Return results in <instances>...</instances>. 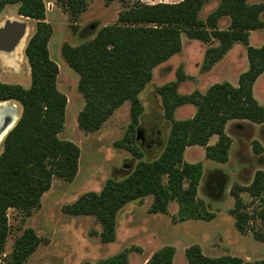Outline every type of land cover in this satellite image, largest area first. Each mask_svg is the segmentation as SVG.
Segmentation results:
<instances>
[{"label":"trees","instance_id":"obj_1","mask_svg":"<svg viewBox=\"0 0 264 264\" xmlns=\"http://www.w3.org/2000/svg\"><path fill=\"white\" fill-rule=\"evenodd\" d=\"M59 1L78 13L85 0ZM207 1L133 0L119 11L114 23L100 27L91 38L76 45L62 44L63 56L79 74L78 90L85 99L78 113L81 129L85 132L100 129L125 101L131 103L130 124L116 143L130 150L139 161L125 177H109L100 191H85L62 206L71 215H94L102 225L99 235L103 242L115 240L119 210L129 201L149 194L153 195L150 211L167 212L169 202L176 200L178 220L213 218L215 213L209 212L198 197L203 163L185 160V148L204 145L207 157L225 162L232 141L225 130L227 122L233 118L264 122V105L254 95V84L264 72V42L261 45L250 42L251 31L264 27V0H220L203 19L200 12ZM8 4H18L17 12L35 19L36 28L25 46L31 68L30 86L0 80V101L14 99L22 106L0 152V256L10 232L8 209L13 207L26 215L32 214L55 177L74 180L81 155L76 142L59 136L65 127L68 98L58 87L59 65L50 55L49 41L54 29L47 20L46 3L0 0V13ZM224 16L230 17V23L222 28L219 21ZM183 33L204 42L218 40L206 48L203 70H209L236 42L246 45L249 65L241 72L238 85L228 80L216 81L204 92L195 89L190 93L178 91L179 82L188 77L180 65L177 79L157 88L164 116L171 122L166 144L158 157L145 160L137 140L144 110L139 94L152 79L153 69L182 50ZM184 103L195 104L196 112L188 118H175L176 107ZM213 134H218L219 140L209 144ZM253 145L257 152L263 150L259 141L255 140ZM245 191L251 200L243 197ZM230 192L234 197L230 212L237 229L243 233L250 231L256 239L264 241V169L256 170L248 184L234 182ZM255 217L260 227L251 224ZM42 240L32 226L26 227L14 241L8 264H24ZM129 251L130 248H124L103 263L129 264ZM175 252L174 245H164L146 264H172ZM185 255L189 264H264V258L248 263L239 256H210L198 243L187 246Z\"/></svg>","mask_w":264,"mask_h":264},{"label":"rangeland","instance_id":"obj_2","mask_svg":"<svg viewBox=\"0 0 264 264\" xmlns=\"http://www.w3.org/2000/svg\"><path fill=\"white\" fill-rule=\"evenodd\" d=\"M53 1L54 8L50 10L48 7V14H46L55 28L50 41V49L53 59L60 65L59 88L69 98L65 129L60 137L70 139L81 147L79 171L72 181L55 177L51 188L44 193L41 204L33 209L32 214L26 215L24 211L13 207L8 209L10 232L4 253L0 256V264H8L16 237L28 226H32L43 240L24 264H103L104 258L114 255L124 248H130V251L134 252L132 264H145L147 257L145 254L153 252L154 244L163 238H168V235H172L173 238L169 244L178 247L177 261L180 264H184V262L188 264L185 249L193 243L212 246L214 249L216 248V253L220 254L229 251L236 256H249L253 259L264 258V241L256 239L250 231L247 233L251 234L247 235L240 233L236 228L235 219L230 214V208L234 205V197L231 192L228 191L224 196H221L217 190L218 187L222 188L224 185L220 179L222 170L213 171L210 183L208 180L211 174L208 173L206 181L203 186L201 185L202 189L200 187V194L206 199L207 194L212 190L211 185L214 187L211 193L214 197L209 194L210 203H212V208L209 210L218 212V217L214 221L178 220L177 213H172L177 210L175 203L171 204L167 214L150 212L145 203L138 204L137 200H133L118 212V238L115 241L104 243L99 235L102 225L94 215H71L63 211L64 204L72 202L85 191H100L107 178L123 177L127 172L126 169L137 162L131 157L130 150L116 143L124 137L130 124V101L127 100L121 105V108L116 110L102 128L85 132L78 126V113L84 103V97L77 86L79 75L62 54L64 42L76 45L91 38L100 27L114 23L119 11L125 6H129L133 0H85L84 8L78 13L72 7L65 8L59 0ZM141 1L154 3L178 0ZM219 2L220 0H208L201 9L200 17L206 19ZM17 8L18 4H8L0 13V22L11 17L27 23L29 26L27 39H29L35 31L36 20L19 14ZM262 17L264 19V13ZM229 23V16H224L219 21L222 28L227 27ZM263 40L264 27L252 31L251 44L257 45ZM217 42L218 40L215 38L204 42L183 33L182 50L155 68L154 78L142 93L141 99L147 107L141 120L140 129V135H149L146 147L152 142L158 145L161 140L165 141L170 131V123L165 122L162 115L163 105L162 101L158 99L157 88L160 84L169 81L170 78H175V72L180 65L183 68L185 66L186 70L193 74L192 79H189L190 83L194 84V88L201 90H205L217 80L235 79L248 68L247 47L238 42L210 70H203L202 62L206 48ZM0 66L1 81L20 83L25 87L30 86L31 68L25 54V47L23 51L21 50L15 55L12 52L5 54L0 50ZM261 78L257 83L256 93L259 97L264 98V77ZM10 101L18 105L20 116L21 104L14 99ZM155 129H160L162 135H159L158 132L155 133ZM138 146L143 148L140 143ZM1 150L2 143L0 152ZM153 157H155L154 154L144 155L146 160H151ZM216 164V161H211L207 166L217 169ZM223 169L237 172L239 166L234 160L231 164L225 165ZM150 198L152 195L147 196L146 202ZM249 200H251L250 196L246 201ZM173 204L175 205L173 206ZM250 210H253V207H250ZM251 224L260 227L257 217L251 219ZM164 235L165 237H162ZM215 245H219V248Z\"/></svg>","mask_w":264,"mask_h":264},{"label":"crops","instance_id":"obj_3","mask_svg":"<svg viewBox=\"0 0 264 264\" xmlns=\"http://www.w3.org/2000/svg\"><path fill=\"white\" fill-rule=\"evenodd\" d=\"M45 1V3H46V7H47V11H46V14H48V10L50 9V10H52L53 8H54V6H55V3H54V1L53 0H48V1H46V0H44ZM48 7H49V9H48ZM47 20L48 21H50L49 20V18H48V16H47ZM51 23H52V25H53V22L52 21H50ZM53 29H54V31H55V28H54V26H53ZM256 30V29H255ZM252 31H254V30H252ZM252 31H251V33H252ZM53 34H54V32H53ZM53 36V35H52ZM51 39H52V37H51ZM51 39H50V41H51ZM196 39V38H195ZM50 41H49V49H50ZM250 42H251V34H250ZM264 42V40L261 42V43H259V44H257V45H261L262 43ZM218 43V42H217ZM216 43V44H217ZM242 43V42H241ZM238 44V42H236L234 45H233V47L231 48V49H233L236 45ZM231 49L228 51V52H230L231 51ZM227 52V53H228ZM226 53V54H227ZM63 54V53H62ZM225 54V55H226ZM50 55H51V57H52V53H51V49H50ZM224 55V56H225ZM223 56V57H224ZM53 58V57H52ZM222 59V58H221ZM220 59V60H221ZM219 60V61H220ZM57 62V61H56ZM165 62V61H164ZM164 62H162V63H160V64H158V65H162ZM58 63V62H57ZM217 63V62H216ZM215 63V64H216ZM214 64V65H215ZM58 65H59V63H58ZM70 65V64H69ZM157 65V66H158ZM213 65V66H214ZM71 66V65H70ZM156 66V67H157ZM212 66V67H213ZM155 67V68H156ZM211 67V68H212ZM155 68L153 69V77H152V79L154 78V73H155ZM210 68V69H211ZM184 71H185V73L187 74V78H185V79H183V80H181L180 82H179V85H178V91L180 92V93H190V92H192V91H194L195 89H199V90H201L200 88H194V84H192V83H190V80L189 79H192V75L193 74H191V73H189L187 70H186V67L184 66ZM209 69V70H210ZM247 69V68H246ZM245 69V70H246ZM243 72V71H242ZM78 73V72H77ZM59 74H60V65H59ZM59 74H58V77H59ZM241 74V73H240ZM79 75V74H78ZM240 76V75H239ZM239 76L238 77H236L235 79H225V80H228V81H230L231 83H233L234 85H238V83H239ZM261 77H264V72L258 77V79L256 80V82H255V84H254V95H255V97L258 99V101L261 103V104H263L264 105V98L262 97H259L258 95H257V93H256V88H257V83H258V81L260 80V79H262ZM152 79L147 83V85L145 86V88L140 92V94H139V96H140V99H142V93L144 92V90L147 88V86L149 85V83L152 81ZM177 79V70H176V72H175V78H170L169 79V81H172V80H176ZM167 81V80H166ZM169 81H167V82H169ZM217 81H224V80H217ZM167 82H164V83H167ZM216 82V81H215ZM163 83V84H164ZM187 83H189V84H187ZM214 83V82H213ZM57 84H58V87H59V83H58V78H57ZM78 84V83H77ZM160 85H162V84H160ZM159 85V86H160ZM211 85V84H210ZM209 85V86H210ZM78 86V85H77ZM208 86V87H209ZM207 87V88H208ZM206 88V89H207ZM60 89V88H59ZM205 89V90H206ZM205 90H201V91H205ZM62 91V90H61ZM158 91V90H157ZM65 93V92H64ZM81 93V92H80ZM66 94V93H65ZM82 94V93H81ZM67 98H68V96H67ZM158 99H160L161 101H162V105H163V112H162V115H163V117H164V119H165V122L166 121H168V123H170V126H171V122H170V120L169 119H167L165 116H164V104H163V100H162V96H161V94L159 93V91H158ZM142 101V100H141ZM126 102V101H125ZM124 102V103H125ZM123 103V104H124ZM69 104V98H68V102H67V105ZM84 104H85V99H84V103H83V106H84ZM122 104V105H123ZM143 104V107H144V110H143V113L141 114V116H140V121H139V125H138V132H140L141 133V131H140V129H141V120H142V118H143V116L145 115V113H146V105L144 104V103H142ZM67 105H66V111H67ZM193 105H195V104H193V103H184V104H181V105H178L177 107H176V109H175V112H174V116H175V118H177V119H181V118H188V117H191V116H193L194 115V113L196 112V109H197V107H196V105H195V107H193ZM191 108H190V107ZM181 107H183V108H181ZM118 108H121V106L120 107H118ZM117 108V109H118ZM82 109V108H81ZM80 109V110H81ZM116 109V110H117ZM116 110L114 111V113L116 112ZM113 113V114H114ZM112 114V115H113ZM111 115V116H112ZM110 116V117H111ZM109 117V118H110ZM108 118V119H109ZM108 119L106 120V121H108ZM105 121V122H106ZM65 122H66V120H65ZM104 122V123H105ZM104 123H103V125H104ZM102 125V126H103ZM102 128V127H101ZM64 129H65V127H64ZM64 129L62 130V131H60L59 132V136L61 135V133L64 131ZM99 130V129H98ZM156 130V131H155ZM155 130H153V131H155V133H157L158 132V134L159 135H162V132H161V130L160 129H155ZM225 130H226V133L231 137V139H232V141H231V146H230V149H229V153H228V160L227 161H225V162H222V161H218V160H215V159H212V158H210V157H207V155H206V148H205V146L204 145H201V144H194V145H189V146H187L186 148H185V150H184V158H185V160H187V161H190V162H196V161H201L202 163H203V174H202V177H201V179H200V182H199V185H198V197L199 198H201L203 201H204V203H205V206H206V209L208 210V211H211V212H214L215 213V216L213 217V218H211V219H195V220H206V221H214L217 217H218V212L217 211H215V210H209V208H212V203H210V198H209V194H211L212 193V190H213V188L214 187H212V185H211V191H210V193H208L207 194V199L205 198V197H203L200 193H201V190H200V187H201V185L203 186V183L206 181V177H207V175H208V173H210L211 175L209 176V180H208V183H210L211 182V176L213 175V171H216V170H219V171H223V173H222V178H223V180H222V184H224L223 186H222V188H219L218 187V192H220V195L221 196H224L225 195V193H227L228 191L230 192V188H231V186H232V184L234 183V182H239V183H241V184H248V183H250L251 181H252V179H253V177H254V174H255V172H256V170H258V169H264V122H255V121H252V120H250V119H246V118H233V119H230L228 122H227V124H226V127H225ZM168 135H169V133H168ZM168 135H167V137H168ZM145 136V138L147 139V141H148V136L149 135H144ZM167 137L165 138V141H164V139L163 140H161V142L160 143H158V145L157 144H155V143H150V145H148L147 147H146V144H148V142H146L145 143V141H144V138H143V136L141 135V138L140 139H137V140H139V143L142 145V151H143V159H144V155L145 154H154V156L155 157H153V159L154 158H156V157H158L159 155H160V153L162 152V150H163V148H164V146H165V144H166V141H167ZM62 138V137H61ZM66 139V138H65ZM159 139V141H160V137L158 138ZM142 140V141H141ZM219 140V135L218 134H213V135H211V137H210V139H209V144H215L217 141ZM255 140H257V141H259V143H260V145L262 146V148H263V150L261 151V152H257L255 149H254V145H253V142L255 141ZM205 155V158H203V156ZM135 161H139V158H137V156L136 155H134L133 153H132V156H131ZM203 158V159H202ZM146 160V159H145ZM236 161L237 162V165L239 166V169H237V172H234V170H232V171H226V170H224L223 169V167L226 165H229V164H231V162L232 161ZM208 161V162H207ZM211 161H216L217 162V164H216V167H217V169L215 168V169H212V168H209L208 166H207V164L208 163H210ZM239 161V162H238ZM137 162H135V163H131L132 164V166L130 167V168H128V169H126L127 170V172L124 174V176L123 177H125L127 174H129L130 172H131V170L133 169V167L135 166V164L137 163ZM79 171V170H78ZM233 173H234V176H233ZM123 177H121V178H123ZM115 178H118V177H115ZM118 179H120V178H118ZM201 189H202V187H201ZM149 195H151V194H149ZM149 195H146V196H143V197H139V198H137V199H133V200H137L138 202V204H141V203H145L146 204V207L147 208H149L150 207V205H151V203H152V201H153V195H152V198H150L147 202H146V198H147V196H149ZM212 195V194H211ZM219 195V196H220ZM243 197L245 198V199H248V197L250 196V198H252L251 197V195L247 192V191H245V192H243ZM247 195H249V196H247ZM213 196V195H212ZM219 196H217V197H219ZM214 197V196H213ZM133 200H131V201H133ZM131 201H129V202H131ZM128 202V203H129ZM128 203H126V204H128ZM172 203H175V204H177V207H176V211H173L172 213H178V209H179V205H178V202L176 201V200H171L170 202H169V206H168V211H170V206H171V204ZM125 204V205H126ZM175 204H173V206L175 205ZM124 205V206H125ZM123 206V207H124ZM231 209V208H230ZM150 211V210H149ZM167 211V212H168ZM150 212H162V211H150ZM167 212H164V213H167ZM168 214V213H167ZM230 214H231V212H230ZM232 215V214H231ZM233 216V215H232ZM233 218H234V216H233ZM235 219V218H234ZM186 220H190V219H186ZM186 220H182V221H186ZM180 222V221H179ZM117 225H118V214H117V224H116V238H115V240L118 238L117 237ZM237 228V227H236ZM239 231V230H238ZM240 233H243V232H241V231H239ZM244 234H251V233H244ZM162 237H165V235L164 236H162ZM115 240H112V241H115ZM112 241H109V242H112ZM173 241V238H172V235H168V238H163L161 241H158V242H156L155 244H154V246L153 247H155L154 248V250H153V252H150V253H147V251H146V253L147 254H145L146 256V258H145V264L147 263V261H148V259L152 256V254L156 251V250H158L159 248H161L162 246H164V245H167V244H169L170 242H172ZM104 243H107V242H104ZM199 244V243H198ZM140 245V244H139ZM170 245H173V244H170ZM201 245V247H202V250H203V252L205 253V254H207V255H210V256H221V255H232L229 251L228 252H226L225 254H220V253H216L217 252V250H216V248L214 249L212 246H210V247H208V246H205V244H200ZM175 246V245H174ZM215 247H218L219 248V245L217 246V245H215ZM175 248H176V246H175ZM143 253H145V251H143ZM135 254H134V252L133 251H129V264H132V261H134L133 260V256H134ZM177 255H178V247L176 248V252H175V255H174V260H173V263L172 264H180V262H178L177 261ZM111 256V255H110ZM232 256H236V255H232ZM109 257V256H108ZM108 257H106V258H108ZM144 257V256H143ZM239 257H241V256H239ZM106 258H104V260L106 259ZM142 258V257H141ZM243 259H244V261H250V262H253V261H255V260H257V259H253V258H251V257H249V256H247V257H242ZM258 259H260V258H258ZM103 261V260H102ZM187 261H188V259H187ZM104 264V263H103ZM184 264H186L185 262H184ZM188 264H189V262H188Z\"/></svg>","mask_w":264,"mask_h":264},{"label":"bare ground","instance_id":"obj_4","mask_svg":"<svg viewBox=\"0 0 264 264\" xmlns=\"http://www.w3.org/2000/svg\"><path fill=\"white\" fill-rule=\"evenodd\" d=\"M11 18V17H10ZM9 18L3 19L0 22V29L5 25L6 21ZM29 26H25L24 35L19 43L15 46V50L12 52L13 55L23 51V48L26 45L28 40ZM1 50V49H0ZM3 52V51H2ZM7 53L6 51L4 52ZM10 54V53H9ZM19 107L16 103L11 102L10 100L0 101V144L2 143L7 132L13 127L15 122L19 118Z\"/></svg>","mask_w":264,"mask_h":264},{"label":"water","instance_id":"obj_5","mask_svg":"<svg viewBox=\"0 0 264 264\" xmlns=\"http://www.w3.org/2000/svg\"><path fill=\"white\" fill-rule=\"evenodd\" d=\"M25 26H27V23L21 20H18V19L9 18L6 21L5 25L0 29V49L1 51L3 52L6 51L8 53H11L15 50V46L17 45V43L20 42V40L22 39L24 35ZM140 138H141V135H140V132H138L137 139H140Z\"/></svg>","mask_w":264,"mask_h":264},{"label":"flooded vegetation","instance_id":"obj_6","mask_svg":"<svg viewBox=\"0 0 264 264\" xmlns=\"http://www.w3.org/2000/svg\"><path fill=\"white\" fill-rule=\"evenodd\" d=\"M143 138H144L145 143L148 142L144 135H143ZM141 141H142V140H141ZM220 179L223 180V178H222L221 176H220Z\"/></svg>","mask_w":264,"mask_h":264}]
</instances>
